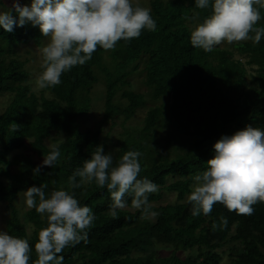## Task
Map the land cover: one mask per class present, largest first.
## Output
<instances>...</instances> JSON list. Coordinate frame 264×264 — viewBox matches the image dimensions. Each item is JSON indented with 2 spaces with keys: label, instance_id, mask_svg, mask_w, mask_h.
<instances>
[{
  "label": "trees",
  "instance_id": "1",
  "mask_svg": "<svg viewBox=\"0 0 264 264\" xmlns=\"http://www.w3.org/2000/svg\"><path fill=\"white\" fill-rule=\"evenodd\" d=\"M211 3L209 0L208 8L198 9L195 0H151L149 8L156 21L155 31L121 40L113 50L98 47L84 65L64 73L59 85L38 92L28 82L27 60L15 54L20 43L41 42L39 28L29 23L6 32L0 27V92H12L0 112V172L9 179L7 182L0 179V201L8 210L9 235L27 239L30 247L37 240L38 231L47 226L46 216L28 209L26 215L33 226L28 234L14 201L27 186L46 184V198L53 190H67L81 206L90 207L96 217L87 230V242L81 241L61 253L63 264H219L215 248L228 239L238 240L242 248L228 264H264V203L253 205L252 215H238L217 203L210 214L201 212L194 217L192 205L187 201L192 177L206 170V161L214 155L213 144L221 135H231L249 124L264 130V37L259 43L243 41L235 49L214 47L206 52L193 47L192 29L187 21L198 12L197 20L202 22L211 12ZM259 10L261 20L256 26L264 27V9ZM234 50L246 58L236 57ZM105 52L113 62L112 68L102 62ZM144 54L143 81L149 87L150 97L169 95L167 121L180 130L189 126L191 140L185 149L169 158L161 143L151 138L161 119L162 106H150L142 128L126 131L119 138L113 159L115 164L129 150L142 153L138 178L146 177L158 186V192L148 197L151 209L156 208L157 213L150 219L142 217L140 210L118 209L117 218H113L109 212L112 200L106 187L100 188L93 181L72 189L68 187V177L91 157L96 145L102 144L106 152L100 135L113 117L122 113L127 119L145 103L143 92L125 87L129 83L127 68L133 63L132 67H136L135 62ZM248 65L254 67V72L250 74L251 85L244 88ZM95 68L105 78L104 109L94 128L82 130L79 120L89 111L90 90L98 79ZM117 94L125 102H119ZM20 99L25 102L17 103ZM11 108H15L12 119L8 117ZM13 123L19 126L18 130H11ZM52 131L65 133L58 142L61 157L53 168L43 167L35 175L33 169L40 163L17 154L7 159V154L22 147L27 138L37 154L47 155L50 147L44 140ZM146 141L156 145L155 152L147 149ZM67 151H73V157H67ZM12 164L18 165L17 170L10 169ZM170 174L177 177L166 184ZM163 187L176 192V202L155 207L151 202L161 198ZM125 201L131 203V196H126ZM221 216L227 218V227L214 230L212 225L219 224ZM154 241L170 245L171 252L155 256L149 251ZM193 248L196 251L189 253L187 259L177 254L178 250ZM132 251L139 254L132 255ZM35 259L33 251L29 264Z\"/></svg>",
  "mask_w": 264,
  "mask_h": 264
},
{
  "label": "clouds",
  "instance_id": "2",
  "mask_svg": "<svg viewBox=\"0 0 264 264\" xmlns=\"http://www.w3.org/2000/svg\"><path fill=\"white\" fill-rule=\"evenodd\" d=\"M195 6L206 9L209 0H195ZM259 9H264V0H212L210 14L190 32L191 45L210 52L224 42L259 43L264 37V27L256 26L261 20ZM192 18L199 19V13ZM29 23L47 38L40 49L41 71L35 79V91L59 85L64 73L84 65L98 47L113 50L119 41L139 38L143 30L155 31L157 27L151 9L141 6L139 0H30V4L12 0L10 7L0 4V27L6 32ZM18 127L13 123L11 130ZM213 149L206 170L192 177L187 196L192 216L210 214L217 203L238 215H252L253 205L264 203V130L246 125L231 135H221ZM141 155L129 150L114 164L111 152H105L102 144L96 145L91 157L68 177V187L75 189L95 181L110 193L113 218H117L118 209L127 206L125 197L129 195L131 207L147 216L149 194L159 189L148 178H138ZM60 157L59 143L51 144L33 173L53 168ZM46 188V184L30 186L24 196L29 209L46 216L47 226L38 231L31 247L27 239L0 231V264H29L33 251L36 259L32 264H63L65 248L87 242V230L96 219L93 210L81 206L67 190H53L46 198ZM227 224V218L221 216L220 223L212 227L215 230Z\"/></svg>",
  "mask_w": 264,
  "mask_h": 264
},
{
  "label": "rangeland",
  "instance_id": "3",
  "mask_svg": "<svg viewBox=\"0 0 264 264\" xmlns=\"http://www.w3.org/2000/svg\"><path fill=\"white\" fill-rule=\"evenodd\" d=\"M150 1L151 0H139V3L141 6L150 7ZM21 4H30V0H19ZM12 0H0V4L7 5L8 7L11 6ZM133 3H136V0H133ZM189 27L193 29L196 24L199 23L197 19L190 18L187 21ZM148 30L145 29L142 32H147ZM47 38L43 37L41 42L39 44L34 43L33 41H29L26 43H20L16 47V54L20 59H26L25 68L29 70L30 75L28 78V82L30 83L32 89L35 88V79L39 75L41 71V53L40 49L46 44ZM241 42L239 43H233L228 44L227 42H224L220 45H217L215 47H224V48H230L235 49L239 46ZM234 55L236 57L240 58H246L242 54H240L238 51L234 50ZM102 62L106 64L109 68H112L113 62L111 59L107 56L106 52L102 55ZM146 62V56L141 55L140 58L135 62L137 64L136 67H132L133 64H131L128 69L127 74V80L128 85H126V88L143 92L145 95V103L139 107H137L132 113L129 118L124 119L123 114H118L115 117L112 118L111 121H109L103 129V132L100 135L101 141H103L106 144V152H111V154L115 155V152L118 148V142L119 138L124 135L126 131L134 132L136 130H140L143 125V118L145 116L146 110L153 105H160L162 106L163 112L161 115V119L159 120L158 124L152 131L153 137H151L153 140L158 141L163 146V152H167V155H169V158L173 156L176 152H181L183 149L186 148L187 141L191 140V135H189L190 128L189 126H186L183 130L177 129L173 126H171L167 121V114H168V104L170 102L169 95L160 96L156 99H153L150 97L149 94V87L144 84V72H143V66ZM97 74V81L92 85L90 90V96H91V102H90V108L87 114L83 115L79 122H80V128L84 130L85 128L91 127L94 128L96 125L97 120L101 117V114L104 109V91H105V78L102 71H100L98 68L94 69ZM254 72V67L248 65L246 67V85L244 88H247L249 85H251L250 81V74ZM35 91V90H34ZM38 92V91H36ZM45 95H48L47 91H44ZM12 96V92L5 91L0 92V112L4 110V108L7 106L8 102L10 101ZM116 99L119 100V102H125V99L117 94ZM25 102V99H20L17 101V103ZM8 117L10 119L15 117V108H11L8 111ZM65 136V133L62 131H52L51 136L46 138L44 140V143L50 147L51 144H56L60 140H62ZM150 137V136H149ZM169 138H173L172 141H169ZM178 139V141H176ZM30 139H25V144L17 149H13L7 154V159L11 160L14 155H25L29 159H31L34 162L42 163V160L44 156H41L37 154L36 151H34L30 145H29ZM147 149L149 151L155 152L156 145L152 143L151 141L147 142ZM66 156L71 158L74 155L73 151H67ZM16 164L10 165L11 170H17ZM176 174H170L166 179V184L171 182L172 180L176 179ZM0 179H2L4 182L9 181L7 176H5L3 173L0 172ZM193 185V184H192ZM30 186H27L24 188L20 194L15 198V204L19 210L20 217L22 221L25 224L26 231L28 234L32 231V224L27 218L26 212L29 209L26 206L25 203V196L24 191ZM161 198L152 201L153 206H158L160 204H169L176 202V192L173 190H168L165 187L161 188ZM126 207L124 209L135 211L136 209H133L131 207V203H126ZM150 213H157L156 208L150 209V212L147 216L142 214V217L146 218H154L155 216H152ZM8 217V210L5 206V203L3 201H0V231L7 232L6 229V219ZM8 233V232H7ZM149 251H151L155 256H165L168 255L171 252L172 247L168 244L161 243L154 241L153 244L149 247ZM241 246L239 244L238 240L228 239L222 246L215 248V251L219 254V264H228L234 257V255L241 251ZM196 249L193 248L192 250H178L177 254L183 259H187L188 254L191 252H195ZM139 252L132 251V255H137ZM208 255L207 252H205V257ZM69 261V259H67Z\"/></svg>",
  "mask_w": 264,
  "mask_h": 264
}]
</instances>
